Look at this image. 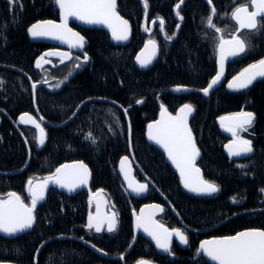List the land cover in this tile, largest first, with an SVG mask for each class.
I'll return each instance as SVG.
<instances>
[{
  "label": "trees",
  "instance_id": "16d2710c",
  "mask_svg": "<svg viewBox=\"0 0 264 264\" xmlns=\"http://www.w3.org/2000/svg\"><path fill=\"white\" fill-rule=\"evenodd\" d=\"M178 1L147 0V19H163L165 38H173L178 17L181 20L174 40L164 41L158 30L150 37L158 43L159 55L147 70L137 69L133 61L147 40L142 32L145 12L142 0H117L118 13L131 27V39L126 46L112 45L103 31L71 25L87 41L84 52L89 59L86 64L80 63L71 79H65L70 74V62L69 67L49 66L52 69L42 73V65L37 67L36 63L48 46L32 43L26 35L33 23L56 20L55 0H20L1 15L0 111L6 118L0 125V172L24 168L27 144L30 160L17 176L21 181L48 176L64 163L82 162L91 172V191L101 190L111 202L117 216V230L103 237L88 233L85 194L70 198L50 190L45 203L36 209L34 225L28 233L11 241L0 238V263L120 264L100 260L83 245L86 241L110 257L121 256L124 264L139 260L154 264H207L202 258L192 261L201 240L232 236L243 230H264V192H261L264 189V78L240 92L226 89L230 78L264 58V30L237 34L246 40L248 49L227 64L222 86L203 97L201 89L216 73L217 34L222 38L235 34L231 13L247 0H212L217 14L211 28L207 24L210 7L206 3L187 0L177 10L178 16L174 10ZM216 28L221 31L217 32ZM50 76L59 78L63 85L52 93L43 87L36 90L38 114L54 125L63 124L75 115L61 127L47 128L44 143L36 145L29 129L15 127L13 123L21 114L34 113L31 84ZM178 86L191 91L177 95L174 89ZM137 100L142 102L138 104ZM184 104L193 107L188 124L200 152L197 166L203 179L219 187L210 196L196 197L185 192L162 154L144 138L145 126L156 119L161 106L174 114ZM242 111L254 114L251 127L241 133L242 138L251 141L253 153L232 161L223 153L228 137L216 120ZM127 124L136 165L170 205L158 220L168 229L180 228L181 224L188 230L186 248L176 250L172 258L158 256L140 238L131 246V210L136 204L127 196L116 170L119 159L129 155ZM10 180L0 183V188L16 190L19 182ZM233 197L239 203H233ZM149 202L162 203L156 194L149 195ZM59 236L66 238L61 240ZM44 242L34 263V254Z\"/></svg>",
  "mask_w": 264,
  "mask_h": 264
},
{
  "label": "snow or ice",
  "instance_id": "6c2138e0",
  "mask_svg": "<svg viewBox=\"0 0 264 264\" xmlns=\"http://www.w3.org/2000/svg\"><path fill=\"white\" fill-rule=\"evenodd\" d=\"M8 2L10 5H13L18 4L19 0H8ZM142 2L147 14L149 4L147 0H142ZM55 3L61 11V23L57 24L52 21H44L42 23L33 24L27 29L32 37L50 36L54 39L65 40L66 35L70 34L71 37L75 38L76 42H70L69 47H83L84 38L79 36L78 33L72 32V30L67 27L68 18L75 17L86 24H100L108 27L115 40L120 41L128 39V21L118 15L116 0H55ZM182 3L183 0H180V2L176 4L175 7L177 10L180 9ZM208 3L211 6L212 0H208ZM249 8L252 10L250 11ZM216 14V8L211 6L210 14L207 17V24L209 27H214L213 16ZM177 15L179 16V11H177ZM231 18L239 25L237 32L247 29L249 34H255L264 30V0H247L245 4L234 8L231 13ZM181 19L183 18L181 17ZM160 25L163 27V19H160ZM177 27H179V25H177ZM216 31L219 32L221 29L216 28ZM171 38V36L168 37V39ZM149 44L152 46L151 53L144 57L138 54L136 57L137 63L141 68L148 67L156 56L155 42L149 41ZM225 44L231 45L226 54L224 51ZM248 47L249 45L246 40L241 39L239 36L234 35L229 41H225L221 38L219 44L221 66L226 56H238L244 53ZM45 55H60L62 57L61 63H63L64 57L71 59L69 53H48ZM41 59H43V57L37 60V67L41 66ZM76 59L79 61L80 58L76 57ZM84 60H88L87 55L84 56ZM80 66V63L75 65L76 68ZM250 69L258 70L251 72L244 79L234 77L233 81L229 82L228 87L247 88L257 76H264V59L260 60L257 64L251 65L249 69H245V73H249ZM221 74L222 73H218L207 87L201 89L204 95L207 96L209 90L219 82ZM241 76H244V73H241ZM65 79H67V77H65ZM2 83L3 81H0V84ZM33 87H35V85H33ZM56 87L58 88L59 84H57ZM175 90L181 91L185 89L177 87ZM141 102L142 101L139 100L136 101L138 104ZM82 103L84 102L82 101ZM161 108L162 119L148 125V139L160 145L167 153L169 160H171L179 171L181 182L185 189L197 195H212L217 193L219 191L218 185L203 179L200 175V169L195 166L196 158L199 156V150L196 147L191 129L188 127L187 123V117L192 113L193 107L190 104H185L179 109L175 116L168 114L163 106H161ZM125 114H127V109H125ZM224 119L223 117L221 118L222 121ZM228 119H230L232 123L227 126L225 130L231 132L233 136V141L225 145L229 157L247 156L252 153L253 146L251 141L239 137L238 130L246 131L247 128L245 126L251 127L254 114L242 111ZM20 122L32 123L39 129L41 135L38 138V143H44V130L30 115H22L20 117ZM124 159L126 160V158ZM238 167L243 168L247 167V165H238ZM69 168L73 169V171H67ZM87 179L88 169L84 164L80 163L72 166L62 165L45 180L43 185L33 188L32 181L30 180L28 182V191L31 195L30 206H26L21 200V197L16 193H9V198L7 200H0V233L13 235L32 228L34 223V210L37 202L44 199L43 190L47 187L49 182L58 185L60 188H65L69 192H73L81 185L87 184ZM147 188V184H138L132 190L139 195L145 192ZM261 192H264V189H261ZM232 202L239 203L235 197L232 198ZM160 210L163 211L162 208ZM102 226L103 221L99 220L97 217H93L91 214L89 215L86 225L88 229H94L95 232L99 233L102 230ZM136 226L137 228H143L144 231L156 241L157 247L162 248L166 252L169 251L168 245L173 235L177 237L181 244L186 245L188 243L187 236L180 229H173L170 231L164 228V240L161 242L156 231L150 229L139 217L137 218ZM155 227L161 228L162 226L156 225ZM115 230L116 219L115 214H113L107 221V231L114 232ZM92 246L95 247V245ZM96 250L101 251L98 248ZM198 251L210 258L214 264H264V230H245L232 236L204 241L201 243ZM138 264H147V262L141 260Z\"/></svg>",
  "mask_w": 264,
  "mask_h": 264
},
{
  "label": "water",
  "instance_id": "95a60500",
  "mask_svg": "<svg viewBox=\"0 0 264 264\" xmlns=\"http://www.w3.org/2000/svg\"><path fill=\"white\" fill-rule=\"evenodd\" d=\"M186 1H187V0H183V3H185ZM202 1H203L204 3H206V4L211 8L212 5L210 6L207 0H202ZM179 2H180V0L178 1V3H179ZM183 3H182V4H183ZM182 4H181V5H182ZM143 7H144V4H143ZM55 8H56L57 13H58V20H57V21H52V22L59 24V23H61V11H60V9H59V7H58V5H57L56 3H55ZM116 10H117V0H116ZM249 10L251 11L252 9L249 8ZM176 11H177V9H176V7H175V12H176ZM117 13H118V11H117ZM118 15L120 16L119 13H118ZM120 17H121V16H120ZM213 17H214V16H213ZM230 18H231V17H230ZM123 19H124V18H123ZM258 19H259V18H258ZM125 20H126V19H125ZM178 20H179V24H178L179 27H177V30H176L175 36L172 38V40H174V39L176 38V36H177V34H178V31H179V29H180V26H181V20H180V17H178ZM46 21H50V20H46ZM231 21L233 22V24H234L235 27H236V31H235V34H234V35L237 36L238 33H241V32H248L247 29H244V30H241V31L237 32V29H238L239 25H238V24L236 23V21L233 20L232 18H231ZM42 22H44V21H37V22H35V23H33V24H36V23H42ZM146 23H147V15H146V12H144L143 23H142V30H143V33H144L145 35H149V34L151 33V29H152L153 25H154L155 23H159V24H160V21H159V20H154V21H152V22H151V25H150V29H149L148 31L146 30ZM33 24H32V25H33ZM71 25H75L76 27H79V28H81V29H86V30H100V31H103V32H105V33L107 34V36H108L109 40L111 41V43H112L114 46H117V47H123V46H126V45L130 42V39H131V28H130V24H129V23H128V27H129L128 39H127V40H120V41L113 39L111 30H110L108 27L104 26V25H100V24H86V23L82 22L81 20L76 19L75 17H69V18H68V22H67V27H68L69 29H71L72 32L78 33L75 29H73V28L71 27ZM30 26H31V25H30ZM30 26H29V27H30ZM29 27H28V28H29ZM28 28H27V29H28ZM209 28H211V27H209ZM161 33H163V32H162V28H161ZM78 34H79V33H78ZM26 35H27L29 41L32 42V43L45 44V45H48V46L56 47V48L60 49L62 52L67 51L68 53L79 54V55H81V56H83V57L85 56L84 49H85L86 46H87V41H86L85 39H84L83 47H69V43H70V42H71V43H75V42H76V41H75V38L71 37L70 34L66 35L65 40L54 39V38H52V37H50V36L32 37V36L29 34L28 30H26ZM217 35H218V44H217V46H216V56H215L216 73H215V75L210 79V81L208 82V84L211 82V80H212L214 77L217 76L218 73H222V74L220 75L219 82H218L216 85H214L213 88H211V89L209 90V94H208L207 96L204 95V93L201 91V95H202L203 97H208V96H209L214 90H216V89H218V88H220V87L222 86V84L226 81V67H227V64H228L230 61H232V60H234V59H236V58H238V57H240L241 55L244 54V53H242V54H240V55H238V56H226V58L223 60V64H222V66H221V54H220V50H219V44H220V39L222 38V36H221L220 33H218ZM234 35H233V36H234ZM79 36H81V35L79 34ZM233 36H231V37H227V38H223V40H225V41H229V40L232 39ZM81 37H82V36H81ZM172 40H171V41H172ZM66 41H67V42H66ZM149 41H152V40H147L146 42H144L143 45H142V47L138 50V52L136 53V55H135V57H134V65H135V67H136L137 69H139V70H147V69H149L150 67H152V66L154 65V63L156 62V60H157V58H158V55H159V47H158V45L155 43V45H156V56H155V58H153L152 63L149 64L148 67H146V68H141L140 65L137 63L136 57H137L138 54H140V55H142V57H144V56H147V55H149V54L151 53V51H152V46H151V44H149ZM146 45H147V48H146ZM230 47H231V45H229V44H225V45H224V51H225V54L228 52V50L230 49ZM54 52L56 53V52H58V51H54ZM62 52L59 51V53H62ZM263 59H264V58H263ZM261 60H262V59H261ZM84 61H85V60H84ZM258 62H259V61H258ZM258 62L254 63V64H257ZM252 65H253V64H252ZM250 66H251V65H250ZM250 66L244 68L243 70H241L239 73H237L235 76H233L232 78H230V79L226 82V89H227L229 92H240V91H243V90L247 89V88H248L251 84H253L255 81L264 78V76H257L256 79L253 80L252 83H251L247 88H229V87H228V84H229L230 81H233V78H234V77H240L241 79H244V78H245L246 76H248L251 72H255V71L258 70V69H250V72H249V73H245V69H249ZM241 73H244V76H241ZM208 84H207V86H208ZM33 85H35V87H33ZM207 86H206V87H207ZM40 87H44L45 90H47V91H53V89H52L51 87L47 86L45 83H38V82H36V83H32V84H31V91H32V101H33V106H34V108H35V97H34V95H35L36 90H37L38 88H40ZM178 87H180V88H182V89H185V90H181V91H176V90H175V89L177 88V87H176V88L174 89V92H175L176 94H178V95L187 94V93H189V92L191 91V89H190V88H187V87H181V86H178ZM60 88H61V86H59L58 88H56V90H60ZM139 104H140V103H139ZM182 106H183V105H182ZM182 106H181V107H182ZM181 107H179V108L175 111V113H174L172 116H175V115L178 113V111H179V109H180ZM161 111H162V109L158 112L157 117H156V119H155L154 121L149 122V123L145 126V129H144V138H145V141L148 142V143H150V144H152V145H154L155 148H156V149L162 154V156L164 157V160H165L166 164H167L169 167H171L172 170H173V171L176 173V175L178 176V178H179V182H180V185L182 186V188L184 189L185 192H187L188 194H190V195H192V196H196V197L210 196V195H197L196 193L189 192L187 189H185L184 186H183V184H182V182H181L180 173H179V171L177 170V168L175 167V165H173V163L171 162V160H169L167 153L164 151V149H163L160 145H158V144H156L154 141H151V140L148 139V125H149V124H153V123H155L156 121L162 119ZM124 113H125V112H124ZM167 113H168V112H167ZM168 114H169V113H168ZM192 114H193V111H192L191 114L188 115V117H187V123L189 122V119L192 117ZM28 115H29V114H28ZM170 115H171V114H170ZM21 116H22V115H21ZM21 116H19L18 119L16 120V124H17V125H19V124H32V123H21V122H20V117H21ZM30 116H31V115H30ZM73 116H74V114L71 116V118H72ZM234 116H235V115L225 116V117H223V118H225L223 121L221 120V118H218V119L216 120V124H218V125L220 126V130H221L225 135H227V136H229V137L232 136V133L229 132V131H226L225 128H226L227 126H229V125L232 123V121H231L230 119H228V118H229V117H234ZM71 118H69V119H68L66 122H64L63 124H60V125H57V126H51V127H61V126L65 125L67 122H69ZM49 126H50V125H49ZM127 127H128V143H129V148H130V129H129V125H128ZM188 127H189V124H188ZM192 137H193V134H192ZM193 140H194V137H193ZM194 142H195V141H194ZM231 142H232V141L226 143L225 145L230 144ZM225 145L223 146L222 150H223V153H224L227 157H229L228 150L225 148ZM196 147H197V146H196ZM252 153H253V152H252ZM252 153L248 154L247 156L229 157V158H230V159H233V160H238V159H242V158L249 157V156L252 155ZM124 158H126V160H125ZM199 159H200V153H199V156L196 158V161H195V166H196L197 168H198L197 163H198ZM122 160H123V163H122ZM80 163H82V162H78V161H76V162L64 163V164H62V165H69V166H72V165H77V164H80ZM82 164H84V163H82ZM62 165L58 166L57 168L61 167ZM84 165H85V164H84ZM85 166H86V165H85ZM86 167H87V166H86ZM57 168H56V169H57ZM56 169H55V171H56ZM87 169H88V179H87V184H85V185H81L80 187L76 188L73 192H69L67 189H65V188H60L58 185H56V184H54V183H52V182H49V183L47 184V187H45L44 190H43V193H44V199H43V200H39V201L37 202L36 207L39 206V205H41V204H43V203L45 202V200H46V196H47V193H48V191H49L50 189L55 190L56 192L61 193V194L65 195V196H67V197H71V196H73V195H75V194H77V193H79V192H81V191H84V192L87 194V197H88V203L90 204V203L92 202V203L94 204L95 212H94V214H93V217H97L99 220H101V221L104 222L105 219H106L105 209H104V208H105V206H104V200H103L102 197L98 196V193H97V192H95V193H92V192H91V189H90V183H91V172H90V170H89L88 167H87ZM122 169H123V170H122ZM134 169L137 170V171H139V169H138V167H137V165H136V163H135V161H134V159H133V157H132L131 151H130L129 157H125V156H124V157H122V158L118 161V163H117V174H118V176H119V179H120V181H121V184H122L124 190L126 191L127 195H128L130 198H132V199H143V198H145L146 195H147V190H146L145 192L139 194V195H138L136 192H134V191L132 190L134 187H136V186L138 185V183L135 182V180L133 179V176H132V173H133V170H134ZM67 171L71 172V171H73V169L69 168ZM200 175L202 176V172H201V170H200ZM202 177H203V176H202ZM145 180H146V184H147V185H151V186H152V184H151L147 179H145ZM44 182H45V180H44L42 183L38 184L37 186H39V185H43ZM37 186H36V188H37ZM37 190H38V189H37ZM30 205H31V201H30ZM30 205H29V206H30ZM156 206H159V207H156ZM35 209H36V208H35ZM160 209H161V206L158 205V204H147V205L142 206V207L139 209V211H138L137 213H136L135 211H132V212H131V216H132V232H133V236H134V241H135V239L137 238V236H140V237H142V238H143V239H144V240H145V241H146V242H147V243L153 248L154 252H156V253L159 254V255H165V256L167 255V256L171 257L172 254H171V252H170V249H171L172 242H173V241H176V242L178 243V245H180V246L183 245V244H181V243L179 242V240L177 239L176 236L173 235V236L171 237L170 243H169V245H168V247H169V251L166 252V251H164L162 248L157 247V245H156V241H155L150 235H148V234L144 231L143 228H137V226H136V225H137V218L139 217V218H141L142 222H144L145 224L148 225V227H149L150 229L156 231L157 235H158V236L160 237V239H161V242H163V240H164V235H165L164 232H163V229L166 228V227L162 226L161 224H159V223L156 222V220H155V218L161 214V210H160ZM88 218H89V217H88ZM88 218H87V221H86V225H87V223H88ZM109 218H111V217H107V219H109ZM153 222H155V223H153ZM33 225H34V223H33ZM156 225H160V226H162V227H161V228H156V227H155ZM32 227H33V226H32ZM31 229H32V228H30V229H26V230H24V231H22V232L15 233V234H13V235H7V234H4V233H0V237H2V238H4V239H13V238L18 237V236H20V235H23V234H25V233H28ZM166 229H167V228H166ZM170 231H171V230H170ZM243 231H245V230H243ZM240 232H241V231H240ZM58 238H59V239H65L66 237H65V236H59ZM213 239H218V238H209V239L202 240V241L198 244L196 254H195V256H194V258H193L192 260H196V259L202 257V258L206 261V263H208V264H214V262L211 261L210 258H208L207 256L203 255L202 252H199V251H198L202 242H204V241H210V240H213ZM44 244H45V242L42 243V244L38 247V249H37V251H36V254H35V259H34V260H36V257H37V255H38L40 249L43 247ZM84 246H85L87 249H89L91 252H93L94 254H96L97 256H99L100 258H102V259H105V260L111 259V258H109L104 252H102V251H97V250H96L97 248H96V247H93L92 244H90V243H88V242H84ZM118 259H119L120 261H122L121 258H118ZM140 261H141V260H140ZM143 261L147 262V264H154V263H152V262H150V261H147V260H143ZM138 262H139V261H138ZM138 262H136L135 264H138ZM0 264H2V263H0Z\"/></svg>",
  "mask_w": 264,
  "mask_h": 264
},
{
  "label": "flooded vegetation",
  "instance_id": "af4514ba",
  "mask_svg": "<svg viewBox=\"0 0 264 264\" xmlns=\"http://www.w3.org/2000/svg\"><path fill=\"white\" fill-rule=\"evenodd\" d=\"M20 1V0H19ZM14 5V4H13ZM13 5H10L9 4V2H8V0H0V17H1V15L10 7V6H13ZM54 5H55V2H54ZM56 9V8H55ZM175 10V9H174ZM57 11V10H56ZM144 16V15H143ZM123 18V17H122ZM58 20V13H57V18H56V20H52V21H57ZM154 20H159V19H154ZM154 20H150V21H148V19H147V23H146V30L148 31L149 29H150V25H151V22L152 21H154ZM160 21V20H159ZM129 23V22H128ZM142 23H143V19H142ZM179 24V23H178ZM72 27V26H71ZM79 28V27H78ZM131 28V27H130ZM161 28H162V32H163V29H164V26L163 27H161V25L159 24V23H155L154 25H153V27H152V29H151V33L149 34V35H145L144 33V36L145 37H147V40H152V41H154L157 45H158V43L156 42V40H154V39H151L150 37L156 32V30H158V32H159V34L161 35V37H162V39L164 40V41H171L172 40V38L171 39H167V38H165V36H164V33H161ZM74 29V28H73ZM176 30H177V28H176ZM77 31V30H76ZM78 32V31H77ZM142 32H143V30H142ZM79 33V32H78ZM176 33V32H175ZM80 34V33H79ZM175 36V35H174ZM173 36V37H174ZM84 38V37H83ZM147 40H145L144 42H146ZM111 42V41H110ZM143 42V43H144ZM112 44V43H111ZM113 45V44H112ZM143 45V44H142ZM48 46V45H47ZM87 47V46H86ZM117 47V46H116ZM142 47V46H141ZM140 47V48H141ZM158 47H159V45H158ZM85 50V49H84ZM54 51H58V52H56V53H59V51L60 52H62L60 49H58V48H56V47H52V46H48V48H47V50L43 53V55L41 56V57H43V59H41L40 60V64L42 65L41 66V72L43 73L45 70L47 71V72H49V70L50 69H52V67H49V66H56V65H67V67H69V62H70V74H68L66 77H68V78H72V76H73V72H74V70H77L78 68H76L75 67V65L77 64V63H83V64H86V63H88V61H89V59L87 60V61H84V57L83 56H81V55H79V54H74V53H69L70 54V56H71V59H68V58H66V57H64L63 58V61L65 62H63V63H59V64H55V62L53 61L54 60V58H58L56 61H59V60H62V57L60 56V55H45V54H48V53H55ZM138 52V51H137ZM136 52V53H137ZM62 53H68L67 51H65V52H62ZM85 53V52H84ZM86 55V54H85ZM136 55V54H135ZM40 57V58H41ZM76 57H79L80 59H79V61L76 59ZM135 57V56H134ZM39 58V59H40ZM47 61V62H46ZM75 61H77V63L75 62ZM134 61V60H133ZM44 65V66H43ZM60 80H59V78H54L53 76H50V77H48V79H46V80H42L41 82H38V83H45L47 86H49V87H51L52 89H53V91H47L48 93H52V92H54V91H59V90H56V85L57 84H59V86H61L62 87V85H63V83L62 82H59ZM56 84V85H55ZM181 87H183V86H181ZM44 88V87H43ZM45 89V88H44ZM190 93V92H189ZM201 93V92H200ZM188 94V93H187ZM178 95V94H177ZM182 95H184V94H182ZM185 105V104H184ZM181 107V106H180ZM161 110V109H160ZM33 114H30L29 113V115H31V117L40 125V127L44 130L43 131V137L45 136V130L47 129V128H53V127H51V126H57V125H54V124H50V123H47L46 121H44L41 117H40V115L38 114V112H37V109H36V106H35V108H34V106H33ZM170 114V113H169ZM21 115H24V114H21ZM20 115V116H21ZM171 115H173V114H171ZM193 115V114H192ZM6 115L2 112V111H0V125H1V122H2V119L3 118H6L5 117ZM18 118H16V120H17ZM16 120H15V122L13 123V125L15 126V127H22V128H24V129H29L30 131H31V134H33L34 135V138H35V142H36V145H40L37 141H38V138L40 137V135H41V133H40V131H39V129H37L33 124H19V125H17L16 124ZM154 121V120H153ZM50 125V126H49ZM218 125V124H217ZM127 126H128V124H127ZM219 126V125H218ZM220 127V126H219ZM245 127H247V126H245ZM127 129H128V127H127ZM238 132H240V133H242V132H245V131H243V130H238ZM227 136V135H226ZM228 137V141L226 142V143H228V142H230V141H233V136H231V137H229V136H227ZM45 138V137H44ZM127 139H128V136H127ZM225 143V144H226ZM27 144V143H26ZM150 144V143H149ZM224 144V145H225ZM223 145V146H224ZM128 146H129V143H128ZM223 148V147H222ZM26 149H27V162H26V164H25V166H24V168L22 169V170H19V171H15V172H9V173H3V172H0V183H2L3 181H6V180H10V181H12V182H19V184H17L16 186V190H11V189H9L7 186H3L2 188H0V200H7L9 197H8V194L9 193H16L17 195H19L20 197H21V200L23 201V203L26 205V206H29L30 205V201H31V195H30V193H29V191H28V189H29V184H28V182L31 180L32 181V187L33 188H36V186L38 185V184H40V183H42L44 180H46L48 177H50L52 174H50V175H48V176H43V177H40V176H36V177H34V178H29L28 180H26V181H21V180H19L18 179V175L19 174H21L25 169H26V167L28 166V163H29V160H30V149H29V146H28V144H27V147H26ZM130 148H129V154H130ZM200 153V152H199ZM132 154V153H131ZM225 155V154H224ZM226 156V155H225ZM125 157H129V155L128 156H125ZM133 157V156H132ZM227 157V156H226ZM250 157V156H249ZM229 158V157H228ZM246 158H248V157H246ZM121 159V158H120ZM119 159V160H120ZM134 159V158H133ZM230 159V158H229ZM242 159H245V158H242ZM242 159H238V160H233V159H230V160H232V161H240V160H242ZM138 167V166H137ZM139 169V168H138ZM116 170H117V167H116ZM118 175V174H117ZM132 176H133V179L135 180V182L136 183H138V184H146V180L145 179H147L142 173H141V171L139 170V171H137V170H133V173H132ZM118 178H119V176H118ZM120 180V179H119ZM148 180V179H147ZM151 184H152V182L150 181V180H148ZM121 182V181H120ZM122 185V184H121ZM123 187V186H122ZM124 189V188H123ZM50 190H52V189H50ZM49 190V191H50ZM184 190V189H183ZM48 191V192H49ZM55 191V190H54ZM92 193H95V192H97L98 193V196H100V197H102L103 198V200H104V206H105V215H106V219H105V221L103 222V226H102V230H101V232H99V233H97V232H95V230L94 229H88L87 227H86V221H87V218L89 217V215L91 214L92 216H93V214H94V212H95V209H94V204L91 202L90 204L88 203V197H87V194L84 192V191H81V192H79V193H77V194H81V193H84L85 194V196H86V201H87V208H88V210H89V213H88V215H87V217H86V220H85V230L88 232V233H90V234H92V235H95V236H98V237H103V236H107V235H112V234H114L115 233V231L117 230V216H116V213H115V211L113 210V206H112V204H111V202L109 201V199L107 198V196L104 194V192H102L101 190H96V191H91ZM126 192V191H125ZM77 194H75V195H73V196H71L70 198H73L74 196H76ZM127 194V193H126ZM150 194H156V195H158V197H159V199L162 201V203H155V202H149V195ZM47 195H48V193H47ZM128 196V195H127ZM129 197V196H128ZM130 198V197H129ZM46 199H47V196H46ZM130 200H132L136 205L134 206V208L131 210V212L132 211H135L136 213L139 211V209L142 207V206H144V205H147V204H158V205H160L161 206V208L164 210V208L165 207H167V208H170V205H169V203L168 202H166L165 200H164V198L160 195V193L157 191V189L155 188V186L152 184V186L151 185H148V188H147V195H146V197L145 198H143V199H132V198H130ZM46 201V200H45ZM45 203V202H44ZM43 203V204H44ZM42 205V204H41ZM41 205H39V206H41ZM39 206H37L36 207V209L39 207ZM36 209L34 210V213H35V211H36ZM162 212L163 211H161V214H162ZM113 214H115V219H116V230L114 231V232H108L107 231V221H108V219H107V217H112L113 216ZM161 214L159 215V216H157L156 218H155V220H156V222H158L159 224H161L162 226H164V227H166L165 225H163L158 219H159V217L161 216ZM173 214H175V213H173ZM35 221V220H34ZM167 228V227H166ZM168 229V228H167ZM177 229H180V230H182L183 232H184V234L187 236V232H188V230H187V228L184 226V225H181L180 224V228H177ZM168 230H173V229H168ZM131 231H132V216H131ZM20 236H22V235H20ZM20 236H18V237H20ZM132 236H133V232H132ZM18 237H15V238H13V239H4V238H2V237H0L1 239H4V240H7V241H11V240H14V239H16V238H18ZM137 238H140V239H143L142 237H140V236H137ZM137 238L135 239V241H134V236H133V239H132V245L131 246H133L134 245V243L136 242V240H137ZM219 238V237H218ZM220 238H222V237H220ZM62 240V239H61ZM144 240V239H143ZM205 240V239H204ZM145 241V240H144ZM202 241V240H201ZM200 241V242H201ZM84 242H86V241H83V245H84ZM146 242V241H145ZM199 242V243H200ZM89 243V242H88ZM198 243V244H199ZM91 244V243H90ZM93 245V244H92ZM187 245V244H186ZM186 245L185 244H183V245H178V243L176 242V241H173L172 242V245H171V249H170V252H171V254H172V256L171 257H169V256H165V255H159V254H157L156 252V254L158 255V256H160V257H167V258H172L176 253V250H183V249H185L186 248ZM198 246V245H197ZM38 249V248H37ZM89 250V249H88ZM37 251V250H36ZM196 251H197V249H196ZM103 252V251H102ZM93 253V252H92ZM105 253V252H104ZM35 254H36V252H35ZM35 254H34V258H33V262L34 263H36L37 262V257H36V260H34L35 259ZM94 254V253H93ZM106 254V253H105ZM196 254V253H195ZM95 256H97L96 254H94ZM107 255V254H106ZM38 256V255H37ZM108 256V255H107ZM100 260H105V259H102V258H100L99 256H97ZM109 258H111V259H108V260H105V261H118L120 264H124L123 263V258L121 257V256H117V257H110V256H108ZM118 258H121L122 259V261H120ZM194 258V257H193ZM192 258V259H193ZM200 258H202V257H200ZM200 258H198V259H200ZM198 259H196V260H198ZM203 259V258H202ZM204 260V259H203ZM140 261V260H139ZM192 261H194V260H192ZM205 261V260H204ZM138 262V261H137ZM206 262V261H205ZM136 263V262H135ZM134 263V264H135ZM153 263V262H152ZM2 264H11V263H2ZM208 264V263H207Z\"/></svg>",
  "mask_w": 264,
  "mask_h": 264
},
{
  "label": "rangeland",
  "instance_id": "374dc122",
  "mask_svg": "<svg viewBox=\"0 0 264 264\" xmlns=\"http://www.w3.org/2000/svg\"><path fill=\"white\" fill-rule=\"evenodd\" d=\"M55 59L57 60L58 58H54L53 61L55 62V64H59V63L61 64V60L56 61ZM63 62H64V61H63ZM64 63H65V62H64ZM238 136L241 137V133H240V132H238ZM241 138H242V137H241ZM242 139H244V138H242ZM37 142H38V141H37Z\"/></svg>",
  "mask_w": 264,
  "mask_h": 264
}]
</instances>
